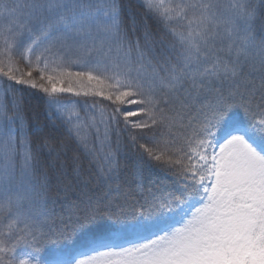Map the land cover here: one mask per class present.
Returning a JSON list of instances; mask_svg holds the SVG:
<instances>
[{
	"label": "snow or ice",
	"instance_id": "obj_1",
	"mask_svg": "<svg viewBox=\"0 0 264 264\" xmlns=\"http://www.w3.org/2000/svg\"><path fill=\"white\" fill-rule=\"evenodd\" d=\"M138 6L0 0V264H264V0Z\"/></svg>",
	"mask_w": 264,
	"mask_h": 264
},
{
	"label": "trees",
	"instance_id": "obj_2",
	"mask_svg": "<svg viewBox=\"0 0 264 264\" xmlns=\"http://www.w3.org/2000/svg\"><path fill=\"white\" fill-rule=\"evenodd\" d=\"M124 5L126 12L135 14L138 18L143 15V10L138 6V0H121ZM155 38L159 40L163 35L162 29L155 23V21L149 19L147 21ZM7 81L0 88H4L7 85ZM15 89L19 91L13 93H5L3 96L4 102L11 105L13 97L20 100L21 106L27 118L28 129L32 137V150L37 155L42 166H47L50 163L48 157V149L43 146L41 136L49 137L53 142H58L66 137L65 129L61 122L56 118L54 110H49L47 104V97L35 90L28 88L23 85H13ZM65 100H76L83 101V97L77 98L70 94H64ZM37 125L43 130L42 132H36ZM123 163V162H122ZM127 165L130 167L133 161L129 159ZM146 183L156 181V183H169L171 177L166 176L165 173L161 172L155 165L150 170H145Z\"/></svg>",
	"mask_w": 264,
	"mask_h": 264
}]
</instances>
